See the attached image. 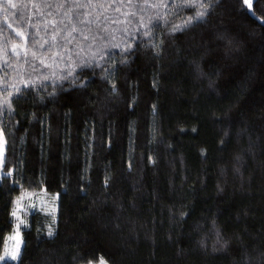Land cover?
<instances>
[{
    "label": "trees",
    "instance_id": "16d2710c",
    "mask_svg": "<svg viewBox=\"0 0 264 264\" xmlns=\"http://www.w3.org/2000/svg\"><path fill=\"white\" fill-rule=\"evenodd\" d=\"M14 1L37 41L81 36L0 116V253L22 192L57 196L4 264H264V26L244 0Z\"/></svg>",
    "mask_w": 264,
    "mask_h": 264
},
{
    "label": "rangeland",
    "instance_id": "374dc122",
    "mask_svg": "<svg viewBox=\"0 0 264 264\" xmlns=\"http://www.w3.org/2000/svg\"><path fill=\"white\" fill-rule=\"evenodd\" d=\"M38 0H35L36 5ZM166 0H144L143 6H147L149 15L155 11V7L161 5ZM14 0H0V116L3 108L8 105L14 95L18 93L25 84L29 85L33 79L44 80L50 76L66 74L67 68L74 65L75 56L71 49L74 47L73 37L81 36L77 33L66 34L63 40L60 37L51 36L47 29L36 39L34 31L24 30L21 25L17 27L16 23L10 18L11 10H13ZM157 4V5H155ZM153 8V9H152ZM43 10L42 8L39 10ZM140 15L141 13L136 12ZM143 15V14H142ZM43 19L47 18L45 12H41ZM127 19V18H126ZM125 20V19H124ZM4 26V30L1 27ZM29 29V28H28ZM20 33V35H17ZM101 34H108L102 32ZM97 35V34H96ZM31 39V41H29ZM32 72L30 76H28ZM11 93L12 95H9ZM0 142L3 144L2 152H0V179L3 173V158L5 142L2 133H0ZM10 173V172H9ZM8 174V173H7ZM57 196L48 195L44 191L22 192L20 197L15 201L14 212V232L7 236L4 247L0 255L5 252L11 254L16 252L19 242V254L16 260H11L10 256L0 261L4 264L10 260L17 262L21 255L23 246L22 229L27 225V216L31 212L40 211L48 215H54L57 205ZM20 221H23L21 224ZM17 224H19V236L17 237ZM97 264H108L101 260Z\"/></svg>",
    "mask_w": 264,
    "mask_h": 264
},
{
    "label": "snow or ice",
    "instance_id": "6c2138e0",
    "mask_svg": "<svg viewBox=\"0 0 264 264\" xmlns=\"http://www.w3.org/2000/svg\"><path fill=\"white\" fill-rule=\"evenodd\" d=\"M244 2H245V3H249V0H244ZM200 15H203V13H201ZM17 35H20V33H17ZM128 47L130 48L131 45H129ZM25 87H28V85L25 84ZM9 95H12V94L9 93ZM6 103H8V104H9V107H10V102H7V101H6ZM2 149H3V144H2V142H0V152H2ZM8 174H10V173H8ZM12 214H13V215H16L15 212H13ZM20 223L22 224L23 221H20ZM16 227H17V233H16V235H17V237H18V236H19V231H18V230H19V224H17ZM49 235H51V233H49ZM18 254H19V242H18V245H17L16 252L11 253V254L5 252L4 255H0V261L5 260V258L8 257V256H10L11 260H16L17 257H18Z\"/></svg>",
    "mask_w": 264,
    "mask_h": 264
},
{
    "label": "water",
    "instance_id": "95a60500",
    "mask_svg": "<svg viewBox=\"0 0 264 264\" xmlns=\"http://www.w3.org/2000/svg\"><path fill=\"white\" fill-rule=\"evenodd\" d=\"M256 0H249V3H246V9L248 10V16L252 19V20H255L257 21V23L259 25H262L264 26V21L263 20H260L255 12H254V9H253V5L255 3Z\"/></svg>",
    "mask_w": 264,
    "mask_h": 264
},
{
    "label": "bare ground",
    "instance_id": "6f19581e",
    "mask_svg": "<svg viewBox=\"0 0 264 264\" xmlns=\"http://www.w3.org/2000/svg\"><path fill=\"white\" fill-rule=\"evenodd\" d=\"M262 20V19H261ZM264 21V20H263Z\"/></svg>",
    "mask_w": 264,
    "mask_h": 264
}]
</instances>
